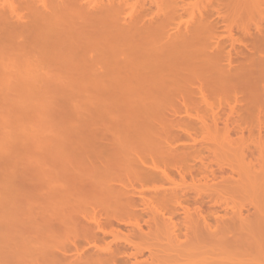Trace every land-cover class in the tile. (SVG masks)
Listing matches in <instances>:
<instances>
[{
  "label": "bare ground",
  "instance_id": "6f19581e",
  "mask_svg": "<svg viewBox=\"0 0 264 264\" xmlns=\"http://www.w3.org/2000/svg\"><path fill=\"white\" fill-rule=\"evenodd\" d=\"M18 1L0 2V264H264V165L239 180L202 156L235 130L229 153L263 152L264 30L241 23L258 2ZM63 94L100 120L61 127Z\"/></svg>",
  "mask_w": 264,
  "mask_h": 264
},
{
  "label": "rangeland",
  "instance_id": "374dc122",
  "mask_svg": "<svg viewBox=\"0 0 264 264\" xmlns=\"http://www.w3.org/2000/svg\"><path fill=\"white\" fill-rule=\"evenodd\" d=\"M9 1L10 2H13V4H16L15 2H17V4H18V0H0V2H1V4H4V5H6L7 4V6L9 5V4H11V3H9ZM191 1H193V0H191ZM258 3L255 5L256 6V8H255V10H253V11H249V17H245V18H243V22H241V23H245L246 25H248V27H250L251 28V31H253L254 32V30L256 29V28H258V27H260V28H262V30H264V0H256ZM143 3H145V0H130V4H131V6L132 7H134L135 6V4L136 5H139V6H141V4H143ZM251 12V13H250ZM183 20L184 21H187V20H189V15H187V14H184L183 15ZM256 32V31H255ZM237 34V33H236ZM54 98H56L55 100H54ZM73 98H75L74 99V101H70V100H73ZM48 100H50L49 98H48ZM54 101H56V102H54ZM90 101V102H89ZM52 102H54V103H56V109H57V111L59 112L58 113V119H57V123L59 122V124H60V126L61 127H63V124H67L68 126H70V125H73V126H76V127H81L82 125H84V124H89V122L91 121V119H95V121H97V120H100V118H101V115L99 114V112H97V110H98V104H97V101H95V100H93V99H91V98H89L87 95H79V96H75V97H71V99H69V97L68 96H66V95H57V96H54L53 97V100H52ZM54 108H55V106H54ZM224 113V112H223ZM223 113H222V115H223ZM107 114V117L108 116H112V117H114V118H118V113H112V112H107L106 113ZM100 115V116H99ZM225 113H224V118H225ZM97 126H98V124H97ZM221 127H223V124L221 123V125H220ZM232 127V128H231ZM234 125H230V129H234ZM234 132V133H233ZM248 131H245L244 132V139L245 140H247V142H248V140H250L249 139V136H250V134L249 133H247ZM257 131L255 130L254 131V136L255 137H253V139H251V140H254V138H255V140H256V138H257V133H256ZM256 133V134H255ZM230 134H231V136H230ZM44 135L47 137V138H51L52 136H53V134H51L49 131L47 132V133H44ZM264 135V134H263ZM262 135V136H263ZM25 136V135H24ZM23 135H22V138L24 137ZM217 136H218V138H222V137H224V136H226V135H223V133H221V135H216V137H214V138H216L215 140H217V143L219 142L218 140H220V143H222L221 144V147H220V145L218 144L216 147H214V144L213 143H215V142H213L212 144L213 145H210L209 143V145L207 144V143H205L207 140H204L205 142V145H203V148L204 149H202V150H204L203 152H204V154H202V156L203 157H205L206 158V160H204V162L205 163H207V165H208V163L210 162L212 165H208V166H213V167H211V168H214L213 170H215V171H220L221 169H223V168H221L220 166H222V167H224V169L227 167V170H231L232 168V170L236 173V174H238V175H236L235 174V178L238 176V179H239V177L240 178H243L244 176H246V173H245V171L244 170H246V168H248V165L247 164H243V166H242V163L244 162V160H245V162L244 163H248L249 164V166L250 165H253L254 163L255 164H257L258 163V166L259 165H264V163H262V164H259V163H261V162H264V148H263V152H259L260 154H261V156H258L259 155V153H258V151H256L255 149H254V147L253 146H251V148H252V150H254L255 151V154L253 155V158L250 156L251 154H246L248 151H246L244 154L245 155H247L244 159H243V154L240 152V151H236V150H232L233 151V153L230 151V153H229V147H228V145H230V142H228V140L229 141H231V143L233 142H236V144L238 143V145H239V139L238 138H240L241 137V134H237L236 133V130L235 131H232L231 133H229V136L231 137V138H228V140H227V142L225 141L224 143L222 142V140L221 139H217ZM228 136V137H229ZM26 137V136H25ZM252 137V136H251ZM264 137V136H263ZM202 137H198L197 139L200 141V139H201ZM21 139V138H20ZM25 138H23L22 140H24ZM209 139V138H208ZM258 139V138H257ZM203 140L201 141L202 143H203ZM209 140H213V138L212 139H209ZM208 140V142H210ZM234 140V141H233ZM238 140V141H237ZM244 140V141H245ZM26 141V140H25ZM25 141H22L23 143H21L22 144V148H23V145L25 146L27 143H24ZM224 141V140H223ZM2 142V141H1ZM20 142V141H19ZM27 142H28V140H27ZM212 142V141H211ZM203 143V144H204ZM228 143V144H227ZM241 144H242V140H241V142H240ZM244 143H246V141L244 142ZM250 143V142H249ZM19 144V143H18ZM215 145H216V143H215ZM226 145H227V147L228 148H225L226 147ZM235 145V144H234ZM237 145V147H239ZM200 144L198 145V148H202V145L200 146ZM223 146V147H222ZM233 146V145H232ZM231 146V149L232 148H236V146H234V147H232ZM4 147V146H3ZM20 147V145H19V149H18V152H17V155H19V152H20V154H22L21 153V151H22V148ZM215 151H213L212 149ZM215 148V149H214ZM240 148V147H239ZM239 148H237V149H239ZM209 149H211V152H210V150ZM230 149V150H231ZM207 150H209V152L207 151ZM206 151V152H205ZM213 151V152H212ZM234 151H236V152H234ZM257 152V153H256ZM215 153V154H214ZM248 153H250V152H248ZM256 154H258V155H256ZM263 154V155H262ZM20 156V155H19ZM201 156V157H202ZM263 156V157H262ZM202 157V158H203ZM259 157L260 158H263V159H259ZM242 160H243V162H242ZM259 160L261 161V162H259ZM211 161H213V163L211 162ZM252 161H253V163H252ZM257 162V163H256ZM209 163V164H210ZM220 165V166H219ZM231 167V168H229V167ZM242 166V167H241ZM254 166V165H253ZM253 166H251V167H253ZM255 166V167H257V170L256 171H258L259 172V170H262L261 168L263 167H261V166ZM221 169H220V168ZM250 167V168H251ZM255 167H253V169H250L251 170V172L250 171H248L249 173V175H253V174H258L256 171L254 172L253 170L255 169ZM17 168H20V167H17ZM217 168H219L220 170H216ZM229 168V169H228ZM235 168H237V169H235ZM241 168H243L242 170H241ZM259 168V169H258ZM17 170V169H16ZM253 171V172H252ZM244 172V173H243ZM244 174V175H243ZM262 175H264V174H262ZM261 174L259 175L258 174V176L260 177L259 178V181L258 180H256V179H254V178H249V179H247V182L249 181V183H251V185H254L255 183H259L260 182V179L261 178H264L263 176H262ZM242 176V177H241ZM254 176V175H253ZM255 177H256V175H255ZM257 178V177H256ZM237 179V180H238ZM254 179V180H253ZM240 180V179H239ZM190 181V180H189ZM262 182H264V181H262ZM254 186H252V188H253ZM251 188V189H252ZM251 189H250V191L248 190V192H246V193H252L251 195H254V196H251V197H254V198H249V195H244L245 197H247L249 200H253V199H255V198H257V194H255V193H253V191H251ZM242 192V191H241ZM240 191L238 192V193H235V194H231V195H228V197L227 196H225V198L227 199V202H229L228 203V211L231 213V212H237V211H239L240 209H242V206H241V204L240 203H244V209L245 210H243V213H244V215H247V213H245L246 212V210L247 209H252L251 211L253 212V206H251V205H249V204H251V203H248V199L246 198L245 200H244V197L242 196L241 197V195H242V193H241ZM246 193H243V194H246ZM240 194V195H239ZM234 195V197H235V195H236V197L235 198H233V199H235L234 201H233V199H232V197H230V196H233ZM238 195H239V197H238ZM256 196V197H255ZM261 196V195H260ZM224 198V199H225ZM261 198H262V196H261ZM231 199V200H230ZM259 199V198H258ZM246 200H247V202H246ZM257 200V199H256ZM260 200V199H259ZM259 200H257L258 202H259ZM233 201V202H232ZM256 201V202H257ZM246 202V203H245ZM249 202H251V201H249ZM253 202V201H252ZM234 203V204H233ZM248 203V204H247ZM254 203V202H253ZM252 203V204H253ZM238 204H240V205H238ZM234 206V207H233ZM241 206V207H240ZM245 206H247L248 208H245ZM224 212H223V209H222V214H223ZM253 222V221H252ZM250 225L251 226H253L254 225V223H250ZM144 228H146V227H144ZM109 231V230H108ZM124 233H127V231L125 230V231H123ZM163 237V236H162ZM162 237H160V241L163 239ZM107 238V237H106ZM162 238V239H161ZM112 239H113V237L111 238V236L109 237V239L108 240H110V241H112ZM106 241V243L108 242L109 243V241ZM102 244V243H101ZM143 244V243H142ZM106 245V244H105ZM164 245H166V243H163V246ZM99 246H101L100 244H99ZM102 246H104V245H102ZM167 247V246H166ZM165 247V249H167ZM169 248V247H168ZM167 252H168V250H167ZM201 254V253H200ZM172 255H174V253L172 254ZM148 256H149V252L148 251H146L144 254H143V257L141 258V257H139V260H143V259H145V260H147V258H148ZM188 260L186 261V263L187 264H189L190 262H192V264H211V262L212 261H215V258H216V253L215 252H207V253H205V254H203V255H201V257H199L200 259L199 260H197V258H196V260H193L192 258V255H191V257L188 255ZM190 259V260H189ZM191 259H192V261H191ZM141 260V261H142ZM144 261V260H143ZM172 260H168V261H165V262H171ZM188 261H189V263H188ZM197 261V262H196ZM156 264H160L159 262H157ZM162 264V263H161ZM163 264H164V262H163ZM166 264H168V263H166ZM171 264H181V263H179L177 260L175 261H172L171 262Z\"/></svg>",
  "mask_w": 264,
  "mask_h": 264
}]
</instances>
